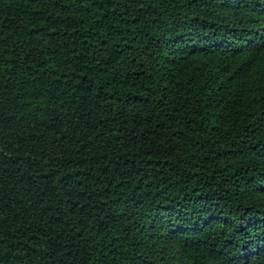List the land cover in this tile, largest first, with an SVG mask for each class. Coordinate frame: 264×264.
<instances>
[{"label":"trees","instance_id":"trees-1","mask_svg":"<svg viewBox=\"0 0 264 264\" xmlns=\"http://www.w3.org/2000/svg\"><path fill=\"white\" fill-rule=\"evenodd\" d=\"M0 264H264V0H0Z\"/></svg>","mask_w":264,"mask_h":264}]
</instances>
